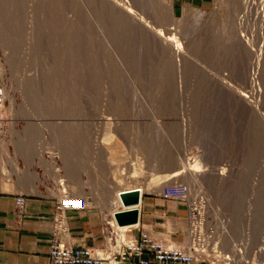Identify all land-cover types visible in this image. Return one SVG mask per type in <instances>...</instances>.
Segmentation results:
<instances>
[{
	"label": "rangeland",
	"instance_id": "374dc122",
	"mask_svg": "<svg viewBox=\"0 0 264 264\" xmlns=\"http://www.w3.org/2000/svg\"><path fill=\"white\" fill-rule=\"evenodd\" d=\"M127 1L174 28L185 55L104 0H0V190L103 209L105 242L123 192L182 205L179 246L197 201L220 252L243 241L252 257L264 240V0L184 18ZM176 186L185 200L167 196Z\"/></svg>",
	"mask_w": 264,
	"mask_h": 264
},
{
	"label": "crops",
	"instance_id": "0c3cea01",
	"mask_svg": "<svg viewBox=\"0 0 264 264\" xmlns=\"http://www.w3.org/2000/svg\"><path fill=\"white\" fill-rule=\"evenodd\" d=\"M171 16L189 17L209 13L217 0H162ZM53 199L0 190V264H48L53 217ZM66 231L61 241L75 248L104 253L103 209L95 206H67L63 210ZM188 223L185 208L143 193L138 205V222L129 228V238L146 233L152 239L179 245L186 240ZM147 257V256H145ZM129 264V263H124Z\"/></svg>",
	"mask_w": 264,
	"mask_h": 264
},
{
	"label": "built area",
	"instance_id": "2783aa9c",
	"mask_svg": "<svg viewBox=\"0 0 264 264\" xmlns=\"http://www.w3.org/2000/svg\"><path fill=\"white\" fill-rule=\"evenodd\" d=\"M186 194L187 188L184 186L172 187L167 191V196L180 200H185ZM200 204L197 201L189 204L190 230L186 246H175L154 240L146 233H141L137 239H131L127 236L128 230L116 229L106 238L104 253L96 254L61 241V235L66 231L65 218L62 214L67 206L57 203L58 212L53 217L48 262L49 264H264V240L252 257L248 256L247 244L243 241L236 244V252L233 255L222 254L218 242L210 236L211 232L199 230L196 215Z\"/></svg>",
	"mask_w": 264,
	"mask_h": 264
},
{
	"label": "bare ground",
	"instance_id": "6f19581e",
	"mask_svg": "<svg viewBox=\"0 0 264 264\" xmlns=\"http://www.w3.org/2000/svg\"><path fill=\"white\" fill-rule=\"evenodd\" d=\"M106 1L107 3H109L110 5H112V7H114V9L118 10V13L121 15H124L125 17L129 18L134 24H136L141 30L143 29V32H146L148 31L152 37L158 41L162 46H164L166 49H168L170 51V53L172 55H174L175 57H183L184 54V51H182V47H180L177 43V41H175V38H171V34L172 32L170 30H174L173 29H165V28H159V27H154L153 25L150 24V22L148 20H146V18L140 14H138L137 12L134 11V8L128 3L127 0H104ZM172 27V25H171ZM137 28V27H136ZM138 28V29H139ZM145 30V31H144ZM170 31V33L168 32ZM176 32V31H175ZM174 34V32H173ZM186 57H188V55H186ZM185 57V58H186ZM192 60V59H190ZM197 63V62H196ZM200 65V64H199ZM223 80V79H222ZM228 85V84H227ZM235 91V90H234ZM239 95L241 96H244L243 93H239ZM238 95V96H239ZM239 96V97H240ZM253 108V107H252ZM259 113V112H258ZM183 169V167H180L178 168L177 170L174 171V177H177V176H180L183 171H181ZM185 169H188V168H185ZM197 169V168H196ZM181 171V172H180ZM191 171V170H190ZM193 171V170H192ZM195 171H198V170H195ZM187 172V171H185ZM191 173V172H190ZM189 175V177L193 178L194 175L193 174H189V171L187 173V176ZM61 185V184H60ZM66 186V185H65ZM58 187V193L62 196L63 198H67L68 196V189L66 190H61L62 188L59 187V183H57V186ZM65 188V187H64ZM135 190V189H133ZM133 190H130V191H126V192H131ZM138 191H140L139 189H137ZM68 191V192H67ZM126 192H123L121 194H124ZM141 193V192H140ZM121 194L119 195V197L121 196ZM142 195V194H141ZM64 200V199H63ZM68 200V199H67ZM121 198L117 201V199L111 204V206H109V209L107 211H109L110 213V217L109 219H111V224H113V227L114 229H120L121 231H125V230H128L130 228V226H123V227H120L116 224L115 220H114V214L116 212H119V211H123V210H126V209H132V208H137L138 210V205L136 207L132 206V207H124L122 205V202L120 201ZM202 204V203H201ZM200 204V205H201ZM200 207H199V211L197 212V219H198V226H199V230L202 231H209L210 228H207L205 226V224L203 223V221L201 222L199 218L200 216ZM108 215V213H107ZM107 218V217H106ZM108 219V220H109ZM107 220V221H108ZM204 224V227L203 229L202 228V224ZM111 226V229H112V225ZM114 231V230H113ZM65 234V233H64ZM62 234V235H64ZM172 245V244H171ZM235 248H236V245H235ZM236 252V249L235 251ZM234 252H231V253H234Z\"/></svg>",
	"mask_w": 264,
	"mask_h": 264
},
{
	"label": "water",
	"instance_id": "95a60500",
	"mask_svg": "<svg viewBox=\"0 0 264 264\" xmlns=\"http://www.w3.org/2000/svg\"><path fill=\"white\" fill-rule=\"evenodd\" d=\"M141 193L137 189L121 194V202L124 207H136L141 201ZM114 220L120 227L132 226L138 222V210L137 208L126 209L116 212L114 214Z\"/></svg>",
	"mask_w": 264,
	"mask_h": 264
}]
</instances>
